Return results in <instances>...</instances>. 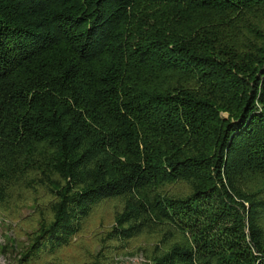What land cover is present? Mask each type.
Masks as SVG:
<instances>
[{"label": "trees", "instance_id": "1", "mask_svg": "<svg viewBox=\"0 0 264 264\" xmlns=\"http://www.w3.org/2000/svg\"><path fill=\"white\" fill-rule=\"evenodd\" d=\"M110 201L67 264H264V0H0V208L37 225L16 264H62Z\"/></svg>", "mask_w": 264, "mask_h": 264}, {"label": "rangeland", "instance_id": "2", "mask_svg": "<svg viewBox=\"0 0 264 264\" xmlns=\"http://www.w3.org/2000/svg\"><path fill=\"white\" fill-rule=\"evenodd\" d=\"M121 201H110L96 209L93 217L86 225L85 231L75 237L76 246L59 251L57 261L62 264L73 263V260L80 259L86 251H93L97 241L94 234L109 229L112 225L115 213L121 210ZM28 206L21 211L11 210L10 213L0 208V264H16L18 252L29 244L28 235L36 228L35 216ZM14 244L13 251L2 253L4 247ZM143 243H136L134 246H141ZM134 247V248H135ZM10 249V248H9ZM120 254L114 257L113 264H145L146 259L142 253Z\"/></svg>", "mask_w": 264, "mask_h": 264}]
</instances>
